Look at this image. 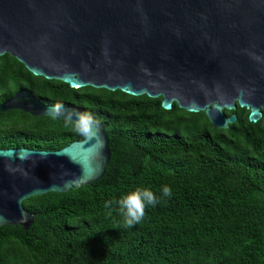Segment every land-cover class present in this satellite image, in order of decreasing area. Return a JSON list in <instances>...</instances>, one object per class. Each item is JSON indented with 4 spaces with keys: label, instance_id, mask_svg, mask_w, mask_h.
<instances>
[{
    "label": "trees",
    "instance_id": "16d2710c",
    "mask_svg": "<svg viewBox=\"0 0 264 264\" xmlns=\"http://www.w3.org/2000/svg\"><path fill=\"white\" fill-rule=\"evenodd\" d=\"M21 88L92 117L110 160L95 183L23 201L33 222L0 227V264H264L263 119L237 106L224 111L236 121L215 130L202 112L163 110L161 98L72 89L0 57V105ZM84 136L62 120L0 112V150L57 151ZM138 189L159 202L128 228L118 201Z\"/></svg>",
    "mask_w": 264,
    "mask_h": 264
},
{
    "label": "water",
    "instance_id": "95a60500",
    "mask_svg": "<svg viewBox=\"0 0 264 264\" xmlns=\"http://www.w3.org/2000/svg\"><path fill=\"white\" fill-rule=\"evenodd\" d=\"M9 55L33 77L132 97L161 98L204 113L226 130L248 111L264 122V0H0V57ZM62 120L85 136L57 151L0 150V227L27 230L23 201L63 194L99 181L109 142L79 110L46 106L27 89L0 105Z\"/></svg>",
    "mask_w": 264,
    "mask_h": 264
},
{
    "label": "clouds",
    "instance_id": "9594fccd",
    "mask_svg": "<svg viewBox=\"0 0 264 264\" xmlns=\"http://www.w3.org/2000/svg\"><path fill=\"white\" fill-rule=\"evenodd\" d=\"M82 124H90V116H81ZM162 194L165 197L172 196V189L169 186H164ZM159 202L157 196L149 189L136 190L122 197L118 203L124 216V226L131 228L140 223L145 216L147 205L155 206Z\"/></svg>",
    "mask_w": 264,
    "mask_h": 264
}]
</instances>
